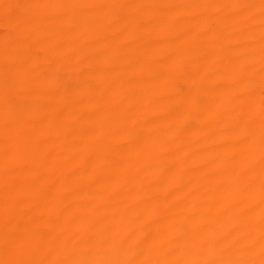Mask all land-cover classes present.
I'll use <instances>...</instances> for the list:
<instances>
[{"label":"bare ground","instance_id":"1","mask_svg":"<svg viewBox=\"0 0 264 264\" xmlns=\"http://www.w3.org/2000/svg\"><path fill=\"white\" fill-rule=\"evenodd\" d=\"M0 264H264V0H0Z\"/></svg>","mask_w":264,"mask_h":264}]
</instances>
